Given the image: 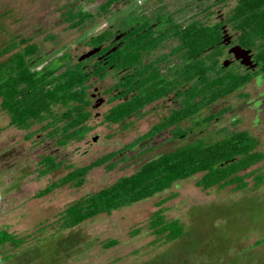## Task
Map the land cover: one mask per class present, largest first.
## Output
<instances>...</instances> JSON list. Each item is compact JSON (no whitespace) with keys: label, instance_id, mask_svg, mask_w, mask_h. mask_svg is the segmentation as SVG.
Wrapping results in <instances>:
<instances>
[{"label":"rangeland","instance_id":"obj_1","mask_svg":"<svg viewBox=\"0 0 264 264\" xmlns=\"http://www.w3.org/2000/svg\"><path fill=\"white\" fill-rule=\"evenodd\" d=\"M69 1L71 6L84 2L91 9L100 0H0V47L17 36L29 37L38 48L33 61L42 57L47 60L51 53L66 47L69 59L81 61L82 68L90 72L97 57H90L94 53L83 55L90 50L88 34L96 27L84 32L87 27H71L62 21V5ZM161 1L171 8L175 0ZM210 2H201L200 6ZM234 2L216 0L215 7H223L221 12L226 13ZM192 11L193 8L183 9V17ZM49 33L54 39L45 37ZM5 58L2 55L0 60ZM38 67L39 64L34 69ZM116 77L113 71H106L101 78L93 75L87 80L89 130L79 141L58 145L55 138H47L46 130L40 128L64 111L58 104L51 106L52 116L45 115L27 130L3 127L7 115L0 111V229L23 238V243L15 249L8 244L0 247V255H8L0 264H264V157L239 172L254 170L262 174V181L256 186L251 176H246V186L241 189L233 185L202 189L195 185L200 176L196 173L148 198L108 214H98L71 229L58 228L59 212L67 204L178 145L196 139L211 142L231 131L246 130L256 138V149L264 155L262 73L205 106L193 118L182 120L179 126L186 131L184 137L172 138L170 128L164 129L115 155L110 160L111 168L102 164L90 169L80 186L65 184L34 197L37 190L68 168L121 149L155 123L158 115L167 113L162 107L164 103H157L145 106L121 123L104 122L102 114L112 104L108 103L106 89ZM220 109L225 110L216 114ZM209 114L216 115L204 121L202 118ZM58 125L62 126L63 122ZM25 133H30L29 137L25 138ZM43 154L62 161V166L37 177V161ZM169 195L172 197L157 203ZM158 208L164 220H177L182 225L179 237L165 241V236L157 239L151 231L149 219ZM109 238L117 243L103 247L101 242Z\"/></svg>","mask_w":264,"mask_h":264},{"label":"trees","instance_id":"obj_2","mask_svg":"<svg viewBox=\"0 0 264 264\" xmlns=\"http://www.w3.org/2000/svg\"><path fill=\"white\" fill-rule=\"evenodd\" d=\"M111 1L113 0H105L104 3L109 4ZM63 15V19L70 20L71 27H77L84 19L91 17L90 12H74L73 9L68 14L63 12ZM228 17L232 29L239 32L238 43L254 51L257 68L253 72L218 69V58L222 54L218 24L193 23L183 27L179 38L185 62L180 73L183 81L193 79L195 83L183 90L185 98L181 107L171 111L166 118L152 125L146 133H142L121 149L104 153L84 165L68 168L63 175L37 190L34 197L43 196L65 184L80 186L90 169L102 164L111 168L113 162L110 160L115 155L133 147L141 140L150 139L161 129L173 126L170 129L171 137H184L186 131L178 125L181 119L192 116L217 99L235 91L258 73H264V0H237ZM105 33L102 31L93 35L90 38L91 44L99 45ZM102 50L104 49L101 48L99 52ZM37 52L35 43L23 39L12 38L0 47V57L6 55L5 60H0V111L7 115L8 126L27 130L34 122L43 120L45 115L52 116V105L64 107L63 112L52 116L50 121L40 127L46 130V137L55 138L58 145H64L69 140L79 141L88 132L87 80L93 75H98V72L107 66L118 68L124 73L120 80L108 88H118V93L109 99L122 96V100L103 114L104 122L121 123L133 110L160 95L157 90L142 89L139 95L127 98L132 79L126 69L137 58L129 53L127 42H124L121 48L110 50L104 57L107 61L89 73L80 63H75L65 66L54 76L50 74L56 69H50L46 74L40 75L39 71L34 69L33 59ZM103 74L102 71L101 75ZM224 110L220 109L216 114H221ZM216 114H209L202 119L209 121ZM61 121L63 125L59 126ZM196 124H199V121ZM29 135L30 133H25L24 137ZM257 143L256 138L246 130H236L211 142L196 139L178 145L142 162L131 173L121 175L110 184L67 204L59 212L58 228L71 229L98 214H108L148 198L168 189L175 181L196 173H200V176L195 185L202 189L227 185L241 189L246 186V176H251L256 186L262 181V174L255 173L254 170L241 174L239 172L263 159V153L256 149ZM61 166L62 161L56 160L52 155L43 154L37 161L36 176H43ZM171 197L172 195H169L157 203L161 204ZM149 227L157 235V239L165 236V241H171L182 234V225L177 220H164L160 208L153 212ZM22 243V237L0 229V247L8 244L15 249ZM116 243V239L109 238L102 241L101 245L110 247ZM7 258V254L0 255V262Z\"/></svg>","mask_w":264,"mask_h":264},{"label":"flooded vegetation","instance_id":"obj_3","mask_svg":"<svg viewBox=\"0 0 264 264\" xmlns=\"http://www.w3.org/2000/svg\"><path fill=\"white\" fill-rule=\"evenodd\" d=\"M104 1L105 0L98 1L95 7H92L91 9L86 8V3L84 2H77V4L71 6L69 1L62 5L63 10L60 15L62 16V21L66 22L69 26L70 20L63 19V12L68 14L71 9H73L74 12H90L91 17L84 19L82 24L77 27H87L84 32H88L96 27L93 33L88 34L87 41L90 45V49L98 48V50L90 56L97 57L91 65V71H93L94 68L100 67L107 61L104 57L110 51V48L114 46L116 48H121L124 42H127L129 53L133 57L137 56L134 63L126 69L127 74H129V77L132 79L130 85L131 88L127 94V98L139 95L142 93V89H147L148 91L157 90L160 95L152 99L150 102L145 103L142 107L133 110L129 116L138 114L145 106L164 103L162 104V107L166 108L167 113L162 116L158 115L155 122L157 123L166 118L171 111L177 110L181 107L183 103L182 101L185 98L183 90H186L190 85L192 86L193 83H195L193 79L190 81H183L180 73V69L185 60L183 59V48L179 36L183 27L187 25L193 23L219 25L222 54L218 58V69L253 72L257 68L253 49L243 47L238 43L237 36L239 32L232 29L231 20L228 17L230 9L236 4L237 0H235L231 8L227 9L226 13L225 11L221 12L223 7H215L217 5L215 3L216 0H211L209 4L203 6L200 5L209 0H175L174 5L171 8H167L168 6L166 3L161 0H113L109 2V4L104 3ZM190 8H193L194 11L183 17V9ZM109 10H111V12H109ZM223 30L225 31L224 33ZM102 31L106 32L103 41L99 45H92L90 38ZM231 31L234 32L232 33ZM223 34L229 37L228 43H222L221 40ZM45 37L50 40L54 39V35L50 33L46 34ZM16 38V40L23 39L27 42H32L29 37L17 36ZM233 45H238L243 49H249L250 60L252 63H255L253 68L244 66L240 64L238 59L233 58L232 53L228 52L229 48ZM101 48L104 50L99 52ZM51 54L52 55L47 58V60L42 59V57L41 59L34 61L35 66L37 64L40 65V67L35 69L39 71L40 75L46 74L50 69H56L50 74V76H54L65 66L75 63H80L82 67L81 61L74 62L69 59V52L66 47H62L57 52L54 51ZM223 62H227V64L223 66ZM95 64L97 66H94ZM102 71H113L117 76L114 83L109 87L113 86L118 80H120L124 73V71L119 70L118 68L107 66L95 76L101 78L104 75H101ZM261 74L262 73H258L254 77L258 78ZM143 80L147 81L141 83ZM108 88L106 89L107 93H109L108 103L112 104L105 110V112L111 106L122 100V96H115L113 99H109L118 93V88L113 87L111 90ZM87 107L86 110L89 112L90 116V111ZM193 115L181 119L179 123L182 120L193 118ZM152 125H150L143 133H146ZM172 127L173 126H169L167 128L171 129Z\"/></svg>","mask_w":264,"mask_h":264},{"label":"water","instance_id":"obj_4","mask_svg":"<svg viewBox=\"0 0 264 264\" xmlns=\"http://www.w3.org/2000/svg\"><path fill=\"white\" fill-rule=\"evenodd\" d=\"M225 31L223 30V33ZM222 43H228L229 37L225 34H223L222 37ZM116 47L110 48V50H114ZM98 50V48H92L88 52H86L83 56L87 57L93 53H95ZM228 52L232 53L234 59H238L240 64L247 66L249 68H253L255 66V63H252L250 60V53L249 49H243L238 45H233L229 48ZM227 62H223V66H225ZM92 140H95V137H92Z\"/></svg>","mask_w":264,"mask_h":264},{"label":"crops","instance_id":"obj_5","mask_svg":"<svg viewBox=\"0 0 264 264\" xmlns=\"http://www.w3.org/2000/svg\"><path fill=\"white\" fill-rule=\"evenodd\" d=\"M7 122H8V118L6 117V121L4 122V125H3V127H6V126H8L7 125ZM10 127V126H9Z\"/></svg>","mask_w":264,"mask_h":264}]
</instances>
